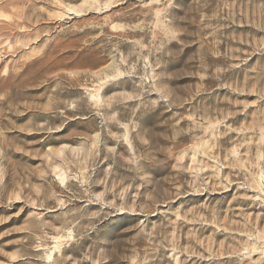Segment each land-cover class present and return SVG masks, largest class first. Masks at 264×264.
<instances>
[{
    "label": "rangeland",
    "instance_id": "1",
    "mask_svg": "<svg viewBox=\"0 0 264 264\" xmlns=\"http://www.w3.org/2000/svg\"><path fill=\"white\" fill-rule=\"evenodd\" d=\"M0 264H264V0H0Z\"/></svg>",
    "mask_w": 264,
    "mask_h": 264
}]
</instances>
